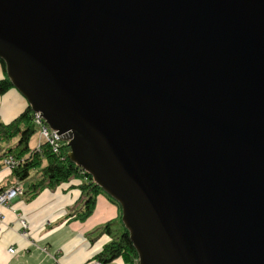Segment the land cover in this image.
<instances>
[{"label": "water", "instance_id": "95a60500", "mask_svg": "<svg viewBox=\"0 0 264 264\" xmlns=\"http://www.w3.org/2000/svg\"><path fill=\"white\" fill-rule=\"evenodd\" d=\"M0 59L138 264H264V0H0Z\"/></svg>", "mask_w": 264, "mask_h": 264}, {"label": "crops", "instance_id": "0c3cea01", "mask_svg": "<svg viewBox=\"0 0 264 264\" xmlns=\"http://www.w3.org/2000/svg\"><path fill=\"white\" fill-rule=\"evenodd\" d=\"M3 77L0 66V80ZM26 106V100L15 88L0 94V123H9ZM79 183L80 180H70L52 189L43 188L32 198L21 195L0 205V264L95 263L93 257L110 240L98 229L116 220L118 210L103 194H98L91 214L84 219L75 218L74 213L82 205L76 187ZM15 184L25 190L11 170L0 167V189ZM19 217L27 223L26 237L19 232ZM115 264L122 263L117 260Z\"/></svg>", "mask_w": 264, "mask_h": 264}, {"label": "trees", "instance_id": "16d2710c", "mask_svg": "<svg viewBox=\"0 0 264 264\" xmlns=\"http://www.w3.org/2000/svg\"><path fill=\"white\" fill-rule=\"evenodd\" d=\"M0 66L4 74L3 79L0 80V94H3L13 86L6 77L4 63L1 59ZM32 117L33 112L27 104L25 109L12 121L6 124L0 123V142L8 144L12 139H17L16 144L7 146L0 156L10 154L19 161L18 165L11 169L17 181H25L29 178L31 170L43 164L40 167L38 179L29 183L22 195L29 199L43 188L52 189L70 180H80L76 187L80 191L82 205L74 213V217L84 219L89 216L93 210L96 196L103 194L117 208V219L120 221V227L115 234L110 229L112 222H107L102 226L101 232L106 233L111 239L103 245L100 252L93 257V260L100 264H115L117 260L122 264H138L137 252L132 246L128 231L120 220L121 210L119 205L92 181L89 174L83 172L67 158L68 146L62 144L58 153H53L46 143H41L38 149L29 147L30 138L36 132Z\"/></svg>", "mask_w": 264, "mask_h": 264}, {"label": "built area", "instance_id": "2783aa9c", "mask_svg": "<svg viewBox=\"0 0 264 264\" xmlns=\"http://www.w3.org/2000/svg\"><path fill=\"white\" fill-rule=\"evenodd\" d=\"M32 123L35 129L38 131L39 141L38 144L46 143L53 153H58L59 148L62 144H66L63 140V135L58 134L57 131L52 130L48 127L46 122L41 117L40 113L33 112ZM19 161L10 154H6L0 158V167L7 168L9 170L13 169L18 165ZM23 194V189L19 184H15L6 188L0 189V205L9 204L13 199L19 197ZM19 232L22 236L26 237L27 223L22 218H18ZM9 253L13 252L12 248L8 249ZM56 264V263H53ZM94 264H100L95 261Z\"/></svg>", "mask_w": 264, "mask_h": 264}, {"label": "rangeland", "instance_id": "374dc122", "mask_svg": "<svg viewBox=\"0 0 264 264\" xmlns=\"http://www.w3.org/2000/svg\"><path fill=\"white\" fill-rule=\"evenodd\" d=\"M44 120V119H43ZM36 130V129H35ZM39 139V135H38V131L36 130V132L34 133V135L30 138V141H29V147L31 148V149H38L39 148V144H38V140ZM15 142H16V139H12L9 143H8V145H11V146H13L14 144H15ZM7 145H5V143L4 142H0V152H2L3 150H5V147H6ZM43 164H41L38 168H35V169H33V170H31L30 171V175H29V178L28 179H26L25 181H22L21 182V185L26 189L27 188V186H28V184L29 183H32V182H35L37 179H38V176L40 175L39 173V170H40V167L42 166ZM5 169H7V168H5ZM117 216H118V213H117ZM118 218V217H117ZM116 218V220H114V221H110V222H112L111 223V225H110V229H111V232L113 233V234H115V232L119 229V227H120V221L118 220ZM104 226V225H103ZM102 228V227H101ZM101 228H99L98 230L99 231H101L100 229ZM97 230V231H98ZM112 234V235H113ZM111 239V238H110Z\"/></svg>", "mask_w": 264, "mask_h": 264}]
</instances>
